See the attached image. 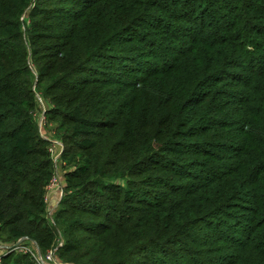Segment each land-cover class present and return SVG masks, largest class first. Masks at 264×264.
I'll return each instance as SVG.
<instances>
[{
    "label": "trees",
    "instance_id": "obj_1",
    "mask_svg": "<svg viewBox=\"0 0 264 264\" xmlns=\"http://www.w3.org/2000/svg\"><path fill=\"white\" fill-rule=\"evenodd\" d=\"M229 1L0 0L3 243L62 264H264V0ZM39 93L68 164L83 156L51 224Z\"/></svg>",
    "mask_w": 264,
    "mask_h": 264
},
{
    "label": "rangeland",
    "instance_id": "obj_2",
    "mask_svg": "<svg viewBox=\"0 0 264 264\" xmlns=\"http://www.w3.org/2000/svg\"><path fill=\"white\" fill-rule=\"evenodd\" d=\"M58 2L56 3L57 6H63V7H70L72 10H75L77 9L78 11H81L83 10V8H87V6L85 7H80V6H77V5H74V3L72 2L73 0H57ZM223 1V0H221ZM230 1L227 0V2H222L223 4H228ZM33 5V4H32ZM31 5V6H32ZM222 8V6H220ZM233 9V8H232ZM84 11V10H83ZM194 11V9H193ZM192 11V12H193ZM222 13H226L225 11H220ZM159 15L160 17L163 16V17H167V14L165 11H162V10H159ZM231 13L234 15V10H231ZM24 19H25V24L23 26V29H27L30 27V21L27 19V17L24 16ZM256 39V38H255ZM258 42L257 44H253V45H250V46H254L256 47L255 48H250V52L251 53H256L258 50H261L264 45L263 43L261 42V40L258 38ZM261 43V44H260ZM181 46L178 44L177 48H180ZM171 59L169 58L167 60V63L171 62L170 61ZM94 65L96 66H99V67H103L100 71H111V68H105L107 66V63H106V60H95L94 61ZM113 71H115V68H112ZM236 71H240V70H236ZM101 73V72H100ZM113 79V78H112ZM119 80L122 81V82H131L133 81L132 79H129V78H121L119 77ZM131 86L129 88V90L126 92L127 94L131 92ZM126 89V87H125ZM129 97V95H128ZM36 99H37V102H38V105H39V112L37 114V121H38V128H39V133H40V136L43 138V139H46L49 141L50 145L48 146V148L51 146L52 147V158H53V162H54V165H55V177L57 178V181H58V186L55 187L52 191L54 190H58L59 191V194L57 195L56 199H55V202L52 203L50 201V197H51V192L50 191L48 193L47 196L44 197V199L46 198V219L48 221V223H52L54 220H55V217H56V213H57V210L60 208L59 204L60 202L66 198L68 195H70L73 190H69L66 192V186H67V182H66V175L68 173H71L73 171H75L76 169V166L79 165L81 166L83 164V156L80 152L76 153L74 155V158L71 162V164H68L67 162V159L69 157H71V153H66L64 152L65 151V145L63 144V142L61 141V135H59L58 133V130H57V125H58V121L57 122H54V121H50L49 120V116H48V112L50 111L49 109L51 108V105L48 103V100L46 101L43 97H41V94L39 93V95H36ZM125 104L129 105L132 103L131 99L128 98L127 100L124 101ZM128 111L127 109V106H123V107H120V112L121 113H124ZM76 181L74 178L71 179V183ZM122 189H125V184L121 185ZM150 189L152 190H155L154 187H151ZM69 199V198H68ZM79 201V200H77ZM243 215L245 216L246 214L243 213ZM83 217H89V215H86L84 214ZM223 221H227V217H222ZM206 223V222H205ZM228 223H230L231 225H234V226H241L242 224H244V218L242 215H240L239 213L238 214H234L231 218L228 219ZM207 224H212L211 222H208ZM57 227H60V224H56ZM203 225V224H201ZM200 225V226H201ZM203 227H206V225H204ZM205 231H208V229H205ZM202 232V231H201ZM203 233V232H202ZM233 235V234H232ZM235 235V234H234ZM62 243V240L59 239L58 241V245H60ZM16 245V243L12 244V245H8V244H5L3 243L2 240H0V253L4 254V252H6L8 250L9 254H14L16 256H24V253H20V252H15V251H10L11 249H13V247ZM25 245H27L29 247V249H31L30 247L32 248H36V250L38 252H40V254H44L45 252L41 251L36 244L32 243L30 240H27ZM32 261L35 263V261L33 260V258L28 255ZM55 259L58 260L55 256ZM15 261V260H14ZM14 261L12 262H8L9 263H13ZM16 261H19L16 259ZM60 262V261H59ZM61 263V262H60ZM15 264V262H14Z\"/></svg>",
    "mask_w": 264,
    "mask_h": 264
},
{
    "label": "built area",
    "instance_id": "obj_3",
    "mask_svg": "<svg viewBox=\"0 0 264 264\" xmlns=\"http://www.w3.org/2000/svg\"><path fill=\"white\" fill-rule=\"evenodd\" d=\"M51 146L48 148V151L52 156L53 146L52 147ZM57 183H58L57 178L53 176L49 185L46 188L45 196H47L50 191H52L55 187L58 186ZM44 202L45 203L47 202L46 198L44 199ZM27 240H28L27 238H21L17 240L16 245L10 251L20 252L22 254L24 253V255H30L35 261V264H62L58 260L55 259L54 249H49L44 254H40V252H38L36 248L30 247L31 249H29V247L25 245ZM8 254H9L8 250L4 252V254L0 253V264H1L2 258Z\"/></svg>",
    "mask_w": 264,
    "mask_h": 264
},
{
    "label": "crops",
    "instance_id": "obj_4",
    "mask_svg": "<svg viewBox=\"0 0 264 264\" xmlns=\"http://www.w3.org/2000/svg\"><path fill=\"white\" fill-rule=\"evenodd\" d=\"M50 194H51L50 201L52 203H54L57 195L59 194V191L56 189V190L52 191Z\"/></svg>",
    "mask_w": 264,
    "mask_h": 264
}]
</instances>
